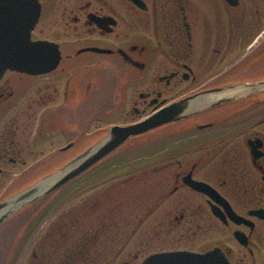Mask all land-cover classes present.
<instances>
[{"label":"flooded vegetation","instance_id":"1","mask_svg":"<svg viewBox=\"0 0 264 264\" xmlns=\"http://www.w3.org/2000/svg\"><path fill=\"white\" fill-rule=\"evenodd\" d=\"M125 1L132 8L129 18L121 15L119 0H39L41 15L32 40L58 44L61 60L43 73L9 69L0 78V220L7 215V209H2L5 203L32 188L38 190L35 199L2 222L0 234L7 223L28 217L17 234L31 236L30 241L34 237L25 264H141L158 252L203 253L214 248H220L234 264L233 251L224 241L206 250L182 246L185 238L197 240L205 232L209 239L220 232L227 241L231 232L230 237L256 264L257 258H263L264 218L251 212L264 210V133L249 132L242 120L252 109H261L264 99L253 95L230 100L222 91L238 83L257 82L250 78L264 64V50L242 67L219 69L231 48L244 41L247 29L240 33L233 29V22H211L205 16L199 22L198 0H141L144 8ZM45 6L52 15L61 8V17L43 20ZM44 24L53 27L52 37L37 36L45 32L39 28ZM124 25L126 35L121 34ZM259 40L260 35L249 48ZM86 55L116 57L134 76H143V91L131 98L132 119L119 125L195 99L188 100L187 110L173 121L116 149L115 179L106 180V186L96 183L94 195L71 207L73 186L83 182L88 188L87 176L92 183L104 171L113 170V165L98 162L78 178L48 191L55 181L50 177L98 139L79 150L82 140L102 135V102L87 123H81L78 115L82 106L95 99L96 71L106 64L103 59H85ZM129 101L126 98L125 104ZM92 122L97 123L95 131L88 132ZM258 140L263 142L261 153L254 158L249 143ZM191 181L215 188L246 221L237 224L220 207L226 219L222 221L214 214L215 202L194 190ZM106 200L112 204L104 213ZM94 214L103 216L94 223ZM237 231L245 234L246 245L235 237ZM104 235L111 238L100 241ZM18 250L4 262L18 264L23 252Z\"/></svg>","mask_w":264,"mask_h":264},{"label":"rangeland","instance_id":"2","mask_svg":"<svg viewBox=\"0 0 264 264\" xmlns=\"http://www.w3.org/2000/svg\"><path fill=\"white\" fill-rule=\"evenodd\" d=\"M199 6H196V13L198 17V21L202 22V16H205L206 19L211 20V22H217L218 20H222L223 22H233V29L238 30L240 33L245 32V39L244 41L237 42L233 48H231V52L229 57H227L226 62H223L219 65V69H222L224 66H235L238 65L242 67L250 62L251 60L261 56L264 50V0H240V5L238 7H232L224 2V0H198ZM120 5V12L124 18L130 17L131 6L130 4L126 3L125 0H119ZM59 9L55 15L50 14L49 9L45 6V14L43 15V20H47L49 18H60L61 17V8ZM221 14L220 16L218 15ZM234 22H236L234 24ZM121 34H128V28L123 26ZM40 29H44V33L39 32L37 36H49L52 37L51 30L53 27L49 25H42L39 27ZM216 34V32H214ZM260 35L259 43L258 41L255 42L253 47L249 48L251 42L255 39L256 36ZM42 36V37H44ZM66 39V38H61ZM257 43V45H256ZM225 51V49H223ZM85 59H103L105 61V65L103 69L96 71L97 81L99 89L94 95L91 103H88L85 106L81 107L80 112L78 113L81 123H87L86 119H88L91 115H93L96 110L100 109V103L102 102V121L99 123L102 129L101 138L97 136H93L88 140H82V144L79 150H83L86 145H89L90 141L97 140L99 143L103 138L108 135L109 129L114 125H119L121 123H125L126 119H132V108L133 105L131 103V98L133 97L134 93H139L143 91L144 86V79L141 75L132 74L128 66H126L120 59L116 58H107L101 57L96 55H86L84 56ZM242 70V69H241ZM254 75L250 79L258 80L264 78V64L259 65L255 68ZM242 76V75H241ZM243 77V76H242ZM93 81H95V76H93ZM239 84V83H238ZM251 95V94H250ZM248 95L247 97H249ZM254 96L258 100H261L264 96L261 92L254 93ZM97 97V98H96ZM126 98L130 99L129 103H126ZM98 99V101H96ZM244 99V98H243ZM241 101V100H240ZM260 107V106H259ZM262 108H255L245 114L246 120H242V122H246L248 126L249 132L253 131H261L264 133V104L261 106ZM262 124H259V122ZM76 124V123H74ZM74 124L72 125V129L74 130ZM95 122L88 124L87 130L88 132H94L96 128ZM76 152H72L74 156ZM105 166H112L113 170L111 171H104L102 177H98L95 182H90V176L86 178L87 180V187L84 185L83 182L78 183L77 185L72 187L71 196L69 197L70 205H78L80 201L88 194L94 195L95 191L97 192L98 186L95 185L96 183L100 185L106 186V180H114L115 179V153L108 156L104 161ZM109 166V167H110ZM91 183V184H90ZM112 184V182H111ZM103 186V187H104ZM139 188V187H138ZM226 189V188H225ZM228 193V190H227ZM230 193V192H229ZM232 193V192H231ZM137 199L139 194L135 192ZM68 199V198H67ZM139 201V200H137ZM107 203H102L103 211L106 213L108 207L111 206L112 201L106 200ZM240 201H237V204L240 205ZM64 207L62 206L61 211L63 212ZM100 209L97 211L99 213H103ZM89 213V212H88ZM97 214L92 215L94 223L98 221L99 217L103 215ZM96 216V217H95ZM104 219V218H103ZM28 220V217L23 219H17L11 221L5 225L4 229L1 231L0 234V264H9L10 262L5 261V258L13 257L14 251L17 249H22V256L21 260H19L18 264H25L26 261L30 258L31 249H32V240L30 241L31 236H26L24 238V234L21 233L19 235V229L21 225ZM107 220V219H106ZM104 219V223L106 222ZM103 221V220H102ZM101 221V222H102ZM111 226V225H110ZM231 233V232H230ZM230 233L227 234L229 236V240L225 241L221 239L220 232H215L214 239H209L207 232L203 236H200L197 240H187L189 238H185L182 246L190 247L192 246L193 249H210L213 246L221 244L220 241H224L225 247L231 249L233 251L232 261L234 264H254L253 260L250 258L249 253L245 251L233 237H230ZM232 236V235H231ZM103 237V238H102ZM100 238V241H106V239H110L111 236L104 235ZM223 238V237H222ZM221 239V240H220ZM21 242V243H20ZM24 242V243H22ZM193 242V244H191ZM172 242L168 243V247H172ZM220 246V245H219ZM18 250V252H20ZM141 260V259H140ZM17 264V263H16ZM256 264H264V251H263V258H257Z\"/></svg>","mask_w":264,"mask_h":264},{"label":"water","instance_id":"3","mask_svg":"<svg viewBox=\"0 0 264 264\" xmlns=\"http://www.w3.org/2000/svg\"><path fill=\"white\" fill-rule=\"evenodd\" d=\"M135 5L144 8L141 0H129ZM232 6H237L239 0H225ZM41 15V3L39 0H0V78L8 70H17L30 74H38L56 68L61 60L59 45L46 40H32V32L35 29ZM103 19V18H101ZM104 19H109L105 17ZM116 24V22H115ZM88 50V49H87ZM90 50L107 53L108 50L91 48ZM86 51V50H83ZM121 54L125 55L123 51ZM126 56V55H125ZM126 61L128 57H125ZM223 96L230 97V100L245 98L254 93H264V80L250 83L232 85L223 90ZM249 96V97H250ZM194 100L191 97L180 103L152 114L151 116L130 125L112 126L108 135L98 144L77 156L65 168L53 174L50 178L55 181L48 189L53 192L62 185L82 175L96 163L102 161L121 147L129 139L148 133L166 123L174 120V117L183 114L187 110V104ZM190 100V101H188ZM262 141L251 142V154L254 158L260 155ZM190 186L201 193L209 196L215 203L212 205L214 214L223 221H226L220 207H223L231 220L237 224L245 222L233 210L231 204L220 195L212 186L197 181L189 182ZM37 187L21 193L7 203L2 209H7V215L0 220V225L13 213L28 204L37 194ZM34 197V198H33ZM251 215L264 218V210L258 209L251 212ZM235 237L240 243L246 245L245 234L237 231ZM142 264H231L220 248H215L206 253H192L188 251H173L155 253L149 256Z\"/></svg>","mask_w":264,"mask_h":264},{"label":"trees","instance_id":"4","mask_svg":"<svg viewBox=\"0 0 264 264\" xmlns=\"http://www.w3.org/2000/svg\"><path fill=\"white\" fill-rule=\"evenodd\" d=\"M264 95V94H263ZM262 97V99H264V96H261ZM256 100H257V98H256ZM254 101H255V99H254Z\"/></svg>","mask_w":264,"mask_h":264}]
</instances>
